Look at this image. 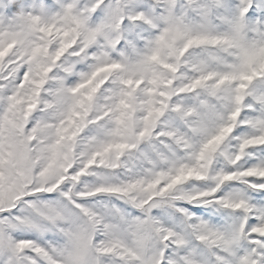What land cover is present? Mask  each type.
Returning <instances> with one entry per match:
<instances>
[{"label": "snow or ice", "instance_id": "6c2138e0", "mask_svg": "<svg viewBox=\"0 0 264 264\" xmlns=\"http://www.w3.org/2000/svg\"><path fill=\"white\" fill-rule=\"evenodd\" d=\"M0 264H264V0H0Z\"/></svg>", "mask_w": 264, "mask_h": 264}]
</instances>
